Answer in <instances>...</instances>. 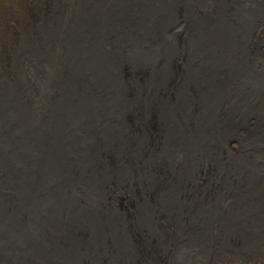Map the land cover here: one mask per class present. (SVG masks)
Segmentation results:
<instances>
[{"label": "bare ground", "instance_id": "bare-ground-1", "mask_svg": "<svg viewBox=\"0 0 264 264\" xmlns=\"http://www.w3.org/2000/svg\"><path fill=\"white\" fill-rule=\"evenodd\" d=\"M3 3L0 264H264V0Z\"/></svg>", "mask_w": 264, "mask_h": 264}, {"label": "rangeland", "instance_id": "rangeland-1", "mask_svg": "<svg viewBox=\"0 0 264 264\" xmlns=\"http://www.w3.org/2000/svg\"><path fill=\"white\" fill-rule=\"evenodd\" d=\"M2 3H3V0H0V7L4 4V3L3 4Z\"/></svg>", "mask_w": 264, "mask_h": 264}]
</instances>
